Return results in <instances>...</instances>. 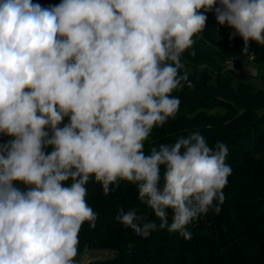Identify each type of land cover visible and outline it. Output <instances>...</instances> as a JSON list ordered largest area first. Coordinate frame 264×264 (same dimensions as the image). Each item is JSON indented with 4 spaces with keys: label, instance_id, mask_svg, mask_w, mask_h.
<instances>
[{
    "label": "clouds",
    "instance_id": "obj_1",
    "mask_svg": "<svg viewBox=\"0 0 264 264\" xmlns=\"http://www.w3.org/2000/svg\"><path fill=\"white\" fill-rule=\"evenodd\" d=\"M213 11L245 54L264 46V0H0V264H79L81 228L97 222L93 177L105 196L136 186L155 219H115L142 239L188 241L189 225L220 213L226 143L196 131L144 152L179 111L173 93L194 87L181 57Z\"/></svg>",
    "mask_w": 264,
    "mask_h": 264
},
{
    "label": "trees",
    "instance_id": "obj_2",
    "mask_svg": "<svg viewBox=\"0 0 264 264\" xmlns=\"http://www.w3.org/2000/svg\"><path fill=\"white\" fill-rule=\"evenodd\" d=\"M32 1L46 5L49 0ZM207 17L205 30L181 57L190 67V72L184 70L194 87L173 93L180 98L179 111L174 119L153 129L144 152L147 155L153 147L171 145L196 131L210 146L226 143V163L232 175L223 189L221 211H210L189 225L192 238L188 241L167 230L142 239L115 219L120 209L130 208L155 219L139 202L136 186L120 182L116 191L105 196L93 177L86 185V201L96 212L97 222L94 229L88 223L82 226L79 251L102 247L114 255L89 264H264V89L238 80L236 68L246 59L254 61L257 70L264 69V46L249 41L245 54L244 42L232 35L233 29L218 25L214 11ZM192 50L195 56L190 55ZM230 60L237 65L230 66ZM9 139L0 134V144ZM168 215L171 222V211Z\"/></svg>",
    "mask_w": 264,
    "mask_h": 264
},
{
    "label": "rangeland",
    "instance_id": "obj_3",
    "mask_svg": "<svg viewBox=\"0 0 264 264\" xmlns=\"http://www.w3.org/2000/svg\"><path fill=\"white\" fill-rule=\"evenodd\" d=\"M61 0H49L46 5H41L48 7L50 5H58ZM32 3L37 4V2L32 1ZM39 4V3H38ZM203 11V10H202ZM208 13V12H207ZM207 13H205L207 15ZM237 73L239 75L238 80H243L245 82H250L258 88L264 89V69H256L254 61L242 60L240 64L237 65ZM185 70L190 72V67L185 66ZM220 111V110H218ZM114 251L102 247H91L83 251H79L77 256V261L79 264H89L92 260H104L113 257Z\"/></svg>",
    "mask_w": 264,
    "mask_h": 264
},
{
    "label": "built area",
    "instance_id": "obj_4",
    "mask_svg": "<svg viewBox=\"0 0 264 264\" xmlns=\"http://www.w3.org/2000/svg\"><path fill=\"white\" fill-rule=\"evenodd\" d=\"M252 59H253L252 57L249 58V60H252ZM237 63L238 62L236 60H230V61H228V64L230 66H232V67H235L237 65Z\"/></svg>",
    "mask_w": 264,
    "mask_h": 264
}]
</instances>
